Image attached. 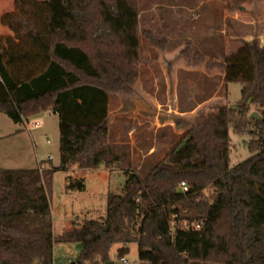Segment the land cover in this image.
Wrapping results in <instances>:
<instances>
[{"label":"trees","instance_id":"obj_1","mask_svg":"<svg viewBox=\"0 0 264 264\" xmlns=\"http://www.w3.org/2000/svg\"><path fill=\"white\" fill-rule=\"evenodd\" d=\"M227 1L235 11L255 0ZM140 10L139 0H15L2 16L13 35L0 37V112L15 123L56 113L60 164L45 175L0 168V264H56L55 244H76L77 264H105L119 244L124 264L133 242L139 264H264V46L244 41L222 63L225 81L242 84L260 118L223 106L188 120L181 142L142 178L108 142L110 93L131 90L142 35L162 42L140 28ZM247 129L253 154L231 165V131ZM114 164L125 183L104 219L55 236L53 174ZM67 187L83 190L84 179Z\"/></svg>","mask_w":264,"mask_h":264},{"label":"rangeland","instance_id":"obj_2","mask_svg":"<svg viewBox=\"0 0 264 264\" xmlns=\"http://www.w3.org/2000/svg\"><path fill=\"white\" fill-rule=\"evenodd\" d=\"M227 4V0H139L140 9L148 10L142 13V29L162 42L152 45L142 35L131 90L110 93L108 142L116 153L128 155L131 168L142 178L181 142L188 120L233 105L244 108L246 119L253 112L259 114L253 96L242 95L240 82L225 81L222 63L226 53L244 41L258 38L264 45V0L245 2L235 11ZM8 5L9 0H3L0 11ZM158 9L166 14L165 22L152 25L151 16L159 14ZM251 137L248 129L241 134L231 131V165L253 154L247 144ZM59 164L56 113L47 110L29 122L15 123L0 112V168H39L45 175ZM80 178L83 190L67 187ZM124 183L125 175L115 164L109 171L104 165L97 169L72 165L56 171L50 186L54 235L88 219H104L108 197L122 194ZM203 195L210 198L213 189ZM119 246L110 252L115 264H122L116 255ZM128 246L125 259L139 264L138 244ZM78 255L76 244H55L56 264H69Z\"/></svg>","mask_w":264,"mask_h":264},{"label":"crops","instance_id":"obj_3","mask_svg":"<svg viewBox=\"0 0 264 264\" xmlns=\"http://www.w3.org/2000/svg\"><path fill=\"white\" fill-rule=\"evenodd\" d=\"M3 0H0V3L2 2ZM41 1H43V0H41ZM157 4V3H156ZM11 5H13V7H11ZM155 6V5H154ZM14 9H15V0H9V5L6 7V8H3L1 11H0V35H6V36H12L13 35V33H12V31L10 30V28L8 27V26H6V25H3L2 23H1V18H2V16L4 15V14H6V13H10V12H12V11H14ZM169 9V8H168ZM168 9L166 10V11H168ZM154 10H156L155 8H153V11ZM148 10L147 9H141V11H140V27H141V29H142V26H141V19H142V13H145V12H147ZM158 11H159V14H156L155 12H154V14L151 16V23H152V25H155L156 23H163V22H165V13L164 12H162V10H159L158 9ZM158 19V20H157ZM146 22V21H145ZM145 25H146V23H144ZM147 24H148V22H147ZM163 37V36H162ZM240 47V45L237 47V49ZM236 49V50H237ZM235 50V51H236ZM234 50H230V51H228L227 53H226V57L227 56H229V55H231L232 53H234L235 52ZM106 168V167H105ZM108 171L110 170V169H108V168H106Z\"/></svg>","mask_w":264,"mask_h":264},{"label":"water","instance_id":"obj_4","mask_svg":"<svg viewBox=\"0 0 264 264\" xmlns=\"http://www.w3.org/2000/svg\"><path fill=\"white\" fill-rule=\"evenodd\" d=\"M264 46V45H263ZM248 102H250V100H248ZM232 107H238V108H240V106H238V105H233ZM251 116L253 117V118H260V115L259 114H257L256 112H253L252 114H251ZM69 264H77L75 261H71ZM105 264H115V261H113V260H109V261H107Z\"/></svg>","mask_w":264,"mask_h":264},{"label":"built area","instance_id":"obj_5","mask_svg":"<svg viewBox=\"0 0 264 264\" xmlns=\"http://www.w3.org/2000/svg\"><path fill=\"white\" fill-rule=\"evenodd\" d=\"M35 126H38V123H36ZM180 188H181L182 191H186L188 189V186H187V184L184 181H182L181 184H180ZM122 260H123L124 264H130L127 259L123 258Z\"/></svg>","mask_w":264,"mask_h":264}]
</instances>
